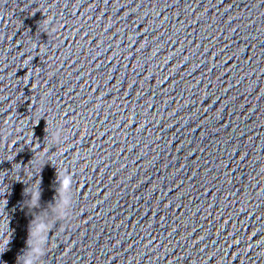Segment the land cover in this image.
Here are the masks:
<instances>
[{
    "label": "water",
    "instance_id": "obj_1",
    "mask_svg": "<svg viewBox=\"0 0 264 264\" xmlns=\"http://www.w3.org/2000/svg\"><path fill=\"white\" fill-rule=\"evenodd\" d=\"M37 216L39 264H264V0H0V264Z\"/></svg>",
    "mask_w": 264,
    "mask_h": 264
},
{
    "label": "clouds",
    "instance_id": "obj_2",
    "mask_svg": "<svg viewBox=\"0 0 264 264\" xmlns=\"http://www.w3.org/2000/svg\"><path fill=\"white\" fill-rule=\"evenodd\" d=\"M52 139L56 143H63V128L53 127ZM72 174H69L67 169L58 173L56 179L59 183L58 193L61 196V200L57 206V213L53 219H67L71 214L67 211L60 215L59 209L67 208V198L65 192L69 186L70 178ZM30 205L33 209L39 206L41 199L40 185H37L30 193ZM52 227V221L44 222V219L40 216L34 217L30 220L27 227V238L25 240V248L21 254L16 257L15 264H39V258L44 254L45 244L48 240V234ZM50 246V244H49ZM5 253V250L0 246V255Z\"/></svg>",
    "mask_w": 264,
    "mask_h": 264
}]
</instances>
